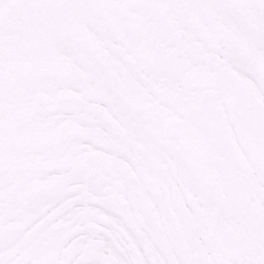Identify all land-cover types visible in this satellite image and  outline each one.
Here are the masks:
<instances>
[{
	"label": "snow or ice",
	"instance_id": "1",
	"mask_svg": "<svg viewBox=\"0 0 264 264\" xmlns=\"http://www.w3.org/2000/svg\"><path fill=\"white\" fill-rule=\"evenodd\" d=\"M0 264H264V0H0Z\"/></svg>",
	"mask_w": 264,
	"mask_h": 264
}]
</instances>
